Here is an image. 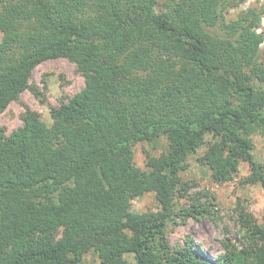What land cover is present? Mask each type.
I'll list each match as a JSON object with an SVG mask.
<instances>
[{"label": "trees", "instance_id": "trees-1", "mask_svg": "<svg viewBox=\"0 0 264 264\" xmlns=\"http://www.w3.org/2000/svg\"><path fill=\"white\" fill-rule=\"evenodd\" d=\"M241 2L0 0V113L28 89L41 94L30 78L47 60L84 79L50 126L26 109L21 127H0V264H81L88 253L101 264H264V223L257 242L216 260L166 236L207 214L199 198L177 211L180 172L202 147L213 182L246 163L243 183L264 190L252 153L264 136V7L232 13ZM161 137L167 150L139 168L134 145ZM146 193L159 211L134 214Z\"/></svg>", "mask_w": 264, "mask_h": 264}, {"label": "rangeland", "instance_id": "rangeland-1", "mask_svg": "<svg viewBox=\"0 0 264 264\" xmlns=\"http://www.w3.org/2000/svg\"><path fill=\"white\" fill-rule=\"evenodd\" d=\"M249 6L264 7V0H242L238 9L231 12L237 14ZM258 33L264 36V17L261 18ZM30 85L36 87L41 94L36 96L28 89L0 113V127L7 134L22 126L21 116L26 109L35 113L40 126H50L54 111L83 88L84 79L73 63L58 58L39 64L32 72ZM252 140V153L264 168V136L255 135ZM166 150L167 142L162 137L151 143H137L133 147L134 163L145 169L146 153L158 156ZM204 151L205 148L202 147L189 155L186 160L188 167L180 172V178L188 188L185 187L186 192L181 191L178 194L177 211L188 208L193 198H199L208 207L207 214L197 219H177L178 224L167 226L166 236L173 248L182 245L184 240L191 239L203 257L216 260L225 255L226 245L229 249L233 246L236 251H241L251 246V242H257V231L264 223V190L259 185L243 183L249 175L246 163L240 165L231 181L222 184L213 182L208 168L197 160ZM184 194L186 195L181 197ZM159 209L154 193H146L131 202V211L134 214L153 215ZM120 260L133 262V256L124 255ZM81 264L101 262L95 255L88 253Z\"/></svg>", "mask_w": 264, "mask_h": 264}]
</instances>
